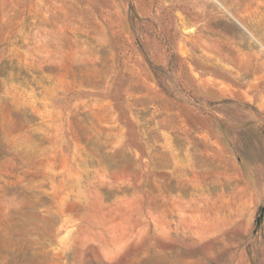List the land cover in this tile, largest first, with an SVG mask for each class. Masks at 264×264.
<instances>
[{"label": "rangeland", "instance_id": "1", "mask_svg": "<svg viewBox=\"0 0 264 264\" xmlns=\"http://www.w3.org/2000/svg\"><path fill=\"white\" fill-rule=\"evenodd\" d=\"M0 264H264V0H0Z\"/></svg>", "mask_w": 264, "mask_h": 264}]
</instances>
